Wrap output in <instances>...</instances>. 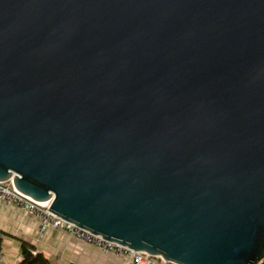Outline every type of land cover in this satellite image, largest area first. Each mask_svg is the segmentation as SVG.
<instances>
[{
  "label": "water",
  "instance_id": "1",
  "mask_svg": "<svg viewBox=\"0 0 264 264\" xmlns=\"http://www.w3.org/2000/svg\"><path fill=\"white\" fill-rule=\"evenodd\" d=\"M172 264L264 261V0H0V183Z\"/></svg>",
  "mask_w": 264,
  "mask_h": 264
},
{
  "label": "crops",
  "instance_id": "2",
  "mask_svg": "<svg viewBox=\"0 0 264 264\" xmlns=\"http://www.w3.org/2000/svg\"><path fill=\"white\" fill-rule=\"evenodd\" d=\"M38 219L15 207L0 206V264H19L23 250L40 254L47 264H125L122 258L100 253L97 249L59 231L38 236Z\"/></svg>",
  "mask_w": 264,
  "mask_h": 264
},
{
  "label": "built area",
  "instance_id": "3",
  "mask_svg": "<svg viewBox=\"0 0 264 264\" xmlns=\"http://www.w3.org/2000/svg\"><path fill=\"white\" fill-rule=\"evenodd\" d=\"M11 182L0 183V206L15 207L25 214L33 215L38 219V236L41 237L46 231H59L67 234L84 244L97 249L100 253L111 254L116 258L125 260V264H172L160 258L150 256L143 252L134 251L128 247L116 245L93 235L74 224L50 213V203L43 206L34 200L16 192L11 188ZM2 238L0 234V239ZM33 254H35L33 252ZM4 255L0 248V261Z\"/></svg>",
  "mask_w": 264,
  "mask_h": 264
},
{
  "label": "trees",
  "instance_id": "4",
  "mask_svg": "<svg viewBox=\"0 0 264 264\" xmlns=\"http://www.w3.org/2000/svg\"><path fill=\"white\" fill-rule=\"evenodd\" d=\"M19 264H47L46 260L38 253L33 254L29 249L23 250V258ZM260 264H264V261Z\"/></svg>",
  "mask_w": 264,
  "mask_h": 264
}]
</instances>
